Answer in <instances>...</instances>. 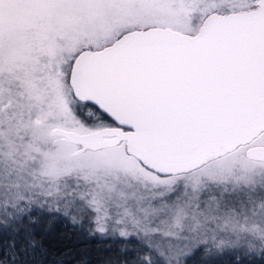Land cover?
<instances>
[{
  "label": "snow or ice",
  "instance_id": "1",
  "mask_svg": "<svg viewBox=\"0 0 264 264\" xmlns=\"http://www.w3.org/2000/svg\"><path fill=\"white\" fill-rule=\"evenodd\" d=\"M0 264H264V0H0Z\"/></svg>",
  "mask_w": 264,
  "mask_h": 264
}]
</instances>
